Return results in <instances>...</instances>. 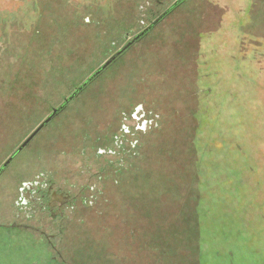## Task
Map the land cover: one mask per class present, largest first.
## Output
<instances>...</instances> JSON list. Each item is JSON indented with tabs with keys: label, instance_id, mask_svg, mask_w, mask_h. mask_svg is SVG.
<instances>
[{
	"label": "rangeland",
	"instance_id": "obj_1",
	"mask_svg": "<svg viewBox=\"0 0 264 264\" xmlns=\"http://www.w3.org/2000/svg\"><path fill=\"white\" fill-rule=\"evenodd\" d=\"M173 2L0 0V167ZM258 5L187 0L65 105L0 174V264H264ZM17 175L83 198L58 227L25 222L52 248L9 228Z\"/></svg>",
	"mask_w": 264,
	"mask_h": 264
},
{
	"label": "flooded vegetation",
	"instance_id": "obj_2",
	"mask_svg": "<svg viewBox=\"0 0 264 264\" xmlns=\"http://www.w3.org/2000/svg\"><path fill=\"white\" fill-rule=\"evenodd\" d=\"M186 1L187 0H174V2L164 10H160L158 12L150 11L149 12L150 17L148 16L149 21L146 22V24L144 26V30L140 34H138L137 36H134L131 39V41H129L123 48H121V50L116 52L108 60L109 61L108 66H106L103 69H102L103 65L101 67H99L78 88H76L70 94V96L66 99V100L69 99L66 104L73 101L79 95V93L82 92L88 86V84H90L94 79H96L114 61H116L119 57H121L124 54V52L133 43L138 41L143 36L145 37L147 34H149L153 30L154 27L159 25L163 20L167 19L171 15V13H173L177 9H180L183 6V4L186 3ZM252 2L256 3V5L259 4L256 19L254 21V25H256V26L260 25L261 26V24L264 23V20H263L264 15L259 14V12H260V10L263 11L261 8L264 9V0H251V5H252ZM160 5H161V2H160ZM250 17H251L250 15L247 16V18L249 20H251ZM248 22L249 21L246 22V20H245L244 24L248 23ZM204 24L206 25L205 27L208 26L207 21ZM244 24H243V26H244ZM195 26L197 27L198 25L196 24ZM243 26H242V29L244 28ZM201 27L204 28L203 26H201ZM190 38H191V36H190ZM191 39H192V43H193V38H191ZM178 43H182V41L178 42ZM65 101H64L62 106L58 107L59 110L53 116V118H51V121L48 124H45L43 126V128L31 139V141L66 108L65 107V105H66ZM58 108H56V109H58ZM136 109H134L131 112L132 115L130 114L131 116L129 118L134 119L136 121V127H135L136 131L139 133H144L146 131L145 128L148 127V124L151 123V120L149 118H147L148 115H147L145 110L144 111L143 110L138 111V109L137 110ZM53 110L54 109H52V111ZM52 111H51L50 115L52 114ZM38 126L36 127V129L38 128ZM123 129H124V132L129 135L130 129L129 128L126 129L124 126H123ZM131 135H133V134H130V136ZM29 143L27 145H29ZM26 146L23 149H21L20 151H18L19 147L16 149V151L8 158V159H11L8 165L3 167V165L5 163L2 164V166L0 167V174L5 171V169L13 162V160L16 156L18 157L22 153V151L26 148ZM98 153L100 155L102 153L104 154L105 152H103L101 150V151H98ZM14 177H15L14 178L15 181H18V187L16 188L15 191L13 190V193L9 192V191L6 193L7 198H9L10 200L13 201V206L15 208V219H14V222L12 223V225L9 227L10 230H12L18 234L19 233L20 234H22V233L38 234L37 239H40L41 241H42V239H44L46 246L48 245V246H51V248H52V241H53V239H55V237H56L55 235H49V236L46 235V232L43 231L42 226H41L42 224L40 222H37L38 227H34L32 225H26L25 222H27L31 219H34L37 214L47 215L49 217L50 225L47 224L49 227H47L46 229L49 230L52 224L53 225L56 224V226L58 227L57 222L62 220L64 218L66 212L68 210H70V208L74 207V205H77V203L82 204L83 198H81L80 196L75 197L74 195H71L70 191H65L63 189V187L61 186L62 184L60 186L56 185V183L53 182L52 179L45 178L44 175L34 177V179L32 181L22 180L21 182H20V178L22 176L17 175ZM30 234H29V236H30Z\"/></svg>",
	"mask_w": 264,
	"mask_h": 264
},
{
	"label": "water",
	"instance_id": "obj_3",
	"mask_svg": "<svg viewBox=\"0 0 264 264\" xmlns=\"http://www.w3.org/2000/svg\"><path fill=\"white\" fill-rule=\"evenodd\" d=\"M119 54V53H118ZM109 65V61H107L103 66H102V69L103 68H105L106 66H108ZM69 100V99H68ZM68 100H66L65 101V104L67 103V101ZM59 110V108L58 109H54L53 111H52V114L47 118V119H45L39 126H38V128L21 144V146L18 148V151H20L21 149H23L30 141H31V139L43 128V126L45 125V124H48L50 121H51V118H53V116L57 113V111ZM10 160L11 159H8L6 162H5V164L3 165V167H5L6 165H8L9 164V162H10Z\"/></svg>",
	"mask_w": 264,
	"mask_h": 264
}]
</instances>
